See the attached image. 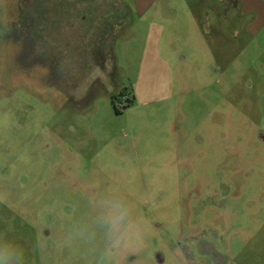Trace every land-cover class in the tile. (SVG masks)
<instances>
[{
    "label": "rangeland",
    "instance_id": "obj_1",
    "mask_svg": "<svg viewBox=\"0 0 264 264\" xmlns=\"http://www.w3.org/2000/svg\"><path fill=\"white\" fill-rule=\"evenodd\" d=\"M53 1L0 0V245L24 264H264V26L234 7L205 45L169 21L192 34L155 52L76 22L75 46Z\"/></svg>",
    "mask_w": 264,
    "mask_h": 264
},
{
    "label": "crops",
    "instance_id": "obj_2",
    "mask_svg": "<svg viewBox=\"0 0 264 264\" xmlns=\"http://www.w3.org/2000/svg\"><path fill=\"white\" fill-rule=\"evenodd\" d=\"M67 1H69L68 7ZM53 4L56 6V21L62 9L70 10L74 22L70 25L74 29L72 33L74 37L71 36V40L72 45L75 46H78V39H81L79 35L81 37L83 31L81 28L78 34L76 24L82 23L87 26L88 21H94L89 31L93 36H98L93 31L95 21L99 20L109 21L102 22L98 26L99 32H105L110 27L123 30L130 27L134 30L133 35L143 33L148 37L146 46L155 52H161L162 37L165 35L176 37L182 34H192L189 27L188 31L181 34L172 30L179 29V27L174 25L175 22L170 23L169 21L182 19L194 21L199 40L201 39L205 45L215 44V40L209 38V36H214V29L218 27L223 29L225 21L229 23L233 21L234 7L240 11L242 16L249 18L245 25L248 31L251 30L257 34L258 27L264 26V0H54ZM123 19L130 22H123ZM118 20L121 21L118 22ZM164 61L168 66L169 62Z\"/></svg>",
    "mask_w": 264,
    "mask_h": 264
},
{
    "label": "clouds",
    "instance_id": "obj_3",
    "mask_svg": "<svg viewBox=\"0 0 264 264\" xmlns=\"http://www.w3.org/2000/svg\"><path fill=\"white\" fill-rule=\"evenodd\" d=\"M0 264H24V252L15 245H0Z\"/></svg>",
    "mask_w": 264,
    "mask_h": 264
},
{
    "label": "trees",
    "instance_id": "obj_4",
    "mask_svg": "<svg viewBox=\"0 0 264 264\" xmlns=\"http://www.w3.org/2000/svg\"><path fill=\"white\" fill-rule=\"evenodd\" d=\"M116 109H117V111H118V112H120V111H121L120 107H119V108L117 107Z\"/></svg>",
    "mask_w": 264,
    "mask_h": 264
}]
</instances>
